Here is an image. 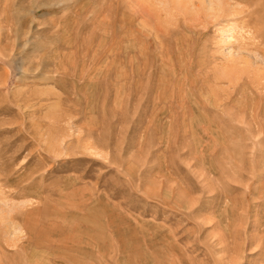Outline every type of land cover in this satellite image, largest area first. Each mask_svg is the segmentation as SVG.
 <instances>
[{"label":"rangeland","instance_id":"rangeland-1","mask_svg":"<svg viewBox=\"0 0 264 264\" xmlns=\"http://www.w3.org/2000/svg\"><path fill=\"white\" fill-rule=\"evenodd\" d=\"M0 264H264V0H0Z\"/></svg>","mask_w":264,"mask_h":264}]
</instances>
